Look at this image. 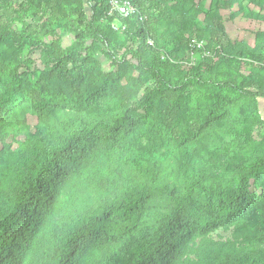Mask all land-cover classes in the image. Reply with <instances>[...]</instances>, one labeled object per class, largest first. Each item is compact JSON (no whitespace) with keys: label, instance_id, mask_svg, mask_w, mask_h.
Segmentation results:
<instances>
[{"label":"trees","instance_id":"obj_1","mask_svg":"<svg viewBox=\"0 0 264 264\" xmlns=\"http://www.w3.org/2000/svg\"><path fill=\"white\" fill-rule=\"evenodd\" d=\"M128 1L0 0V264H264V0Z\"/></svg>","mask_w":264,"mask_h":264},{"label":"rangeland","instance_id":"obj_2","mask_svg":"<svg viewBox=\"0 0 264 264\" xmlns=\"http://www.w3.org/2000/svg\"><path fill=\"white\" fill-rule=\"evenodd\" d=\"M205 5L209 7L210 0H206ZM230 13L231 11L228 9L223 10V15L226 18L227 30L232 40L239 41V42H245V43H248L249 45H254L257 31L261 29L264 30V24H259L253 20L244 19V18H237L231 21V19L229 18ZM196 40L200 43V46L192 45V47H197V49H199L197 53L190 54V59L192 61L191 63L193 64L198 62L200 55H203V56L210 55V53L205 51V44H206L205 41H202L199 39H196ZM72 41H73L72 36H67L66 38H64L63 40L64 47L69 46L72 43ZM101 58L104 61V67H107L108 63L106 62L105 58L103 57ZM260 108H261L262 114L264 115V99L260 100ZM30 122L31 124H33L34 120L32 119ZM214 236L215 238L226 239L232 236V232L231 230L220 229L214 233Z\"/></svg>","mask_w":264,"mask_h":264},{"label":"built area","instance_id":"obj_3","mask_svg":"<svg viewBox=\"0 0 264 264\" xmlns=\"http://www.w3.org/2000/svg\"><path fill=\"white\" fill-rule=\"evenodd\" d=\"M110 5L109 15H119L122 18H126L135 12L134 7L128 0H108ZM113 27L115 30L124 31L126 25L123 22L115 21L113 22ZM193 46H200V43L194 39Z\"/></svg>","mask_w":264,"mask_h":264}]
</instances>
